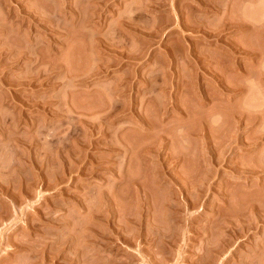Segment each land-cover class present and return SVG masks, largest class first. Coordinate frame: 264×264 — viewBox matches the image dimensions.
Here are the masks:
<instances>
[{"label": "rangeland", "instance_id": "374dc122", "mask_svg": "<svg viewBox=\"0 0 264 264\" xmlns=\"http://www.w3.org/2000/svg\"><path fill=\"white\" fill-rule=\"evenodd\" d=\"M0 264H264V0H0Z\"/></svg>", "mask_w": 264, "mask_h": 264}, {"label": "bare ground", "instance_id": "6f19581e", "mask_svg": "<svg viewBox=\"0 0 264 264\" xmlns=\"http://www.w3.org/2000/svg\"><path fill=\"white\" fill-rule=\"evenodd\" d=\"M161 165H162V164H161ZM160 167H161V166H160ZM164 167H165V166H164ZM165 168H166V167H165ZM160 169H161V168H160ZM162 170L165 171L166 169H163V166H162ZM162 170H161V171H162ZM168 172H169V171H168ZM168 172H166V171L163 172V174H162V175H163L162 178H163V179H170V180H172V177H171L172 175H171L170 173H168ZM159 176H160V175H159ZM159 176H157V177L160 178ZM173 182H174L175 184H177V185L180 184V183H178L179 181L177 182L174 178H173ZM181 183H182V182H181ZM209 189H211V188H209ZM172 191H173V190H172ZM190 191H191V190H190ZM174 193H176V192H173V194H174ZM171 194H172V192H171ZM200 194H201V193H200V191H199V195H200ZM186 197H187V196H186ZM186 197H185V199L188 198V197H187V198H186ZM190 199H191V198H190ZM190 199H189V200H190ZM110 201H111V200H110ZM191 201H192V200H190V203H189V204H192V203L195 204V203H196V202H195L196 200L194 201L195 203H194L193 201H192V202H191ZM186 202H187V200H186ZM188 202H189V201H188ZM193 204H192V205H193ZM114 207H115V206H114ZM110 208H111V207H110ZM118 210H119V209H118ZM113 211H114V210H113ZM115 211H116V210H115ZM147 211H148V210H147ZM106 212H107V211H106ZM106 212H105V213H106ZM108 212H109V211H108ZM123 212H125V211H123ZM117 213H118V212H117ZM118 214H119V213H118ZM113 215H114V214H113ZM120 215H121V214H120ZM124 215H125V214H124ZM106 217H107V215H106ZM120 217H121V216H120ZM129 220H130V219H129ZM129 220H128V221H129ZM130 221H132V220H130ZM135 221L137 222V220H135ZM152 222H153V221H152ZM112 223H113V222H112ZM154 223H155V222H154ZM113 224H114V223H113ZM119 224H120V223H119ZM112 226H113V225H112ZM114 226H115V225H114ZM114 226H113V228H114ZM138 226H139V225H138ZM150 226H152V225H150ZM153 226H154V224H153ZM118 227H119V226H118ZM120 227H121V226H120ZM158 227H159V226H158ZM122 228H123V227H122ZM149 228H150V227H149ZM152 228H155V227H152ZM246 229H248V228H246ZM113 231H114V230H113ZM123 231H124V230H123ZM123 231H122V232H123ZM116 232H117V231H116ZM118 232H119V231H118ZM125 232H126V230H125ZM127 232H128V231H127ZM130 232H131V231H130ZM130 232H129V234H128L129 236H130ZM131 233H132V232H131ZM134 233L136 234L137 232H134ZM146 233H147V232H146ZM155 233H156V232H155ZM115 234H116V233H115ZM117 234H118V233H117ZM124 234H126V233H123V235H124ZM132 234H133V233H132ZM135 234H134V235H135ZM138 234L142 237V235H141L142 233H141V234L138 233ZM138 234H137V235H138ZM93 235H95V234H93ZM103 235H104V234H103ZM118 235H119V234H118ZM121 235H122V233H121ZM121 235H120V236H121ZM128 235L126 234V235H124V236H121V239L124 237V240H123V241L128 240V242H129V241H130L129 239L131 238V236L129 237ZM153 236H154V235H153ZM135 237H136V236H135ZM135 237L133 236L132 238L134 239ZM151 238H152V235H150V239H151ZM153 238H154V237H153ZM119 239H120V238H119ZM126 242H127V241H126ZM128 242H127V243H128ZM100 244H101V243H100ZM96 246H97V245H96ZM99 247H101V246H99ZM102 247H103V246H102ZM97 248H98V247H97ZM98 250H99V249H98Z\"/></svg>", "mask_w": 264, "mask_h": 264}]
</instances>
